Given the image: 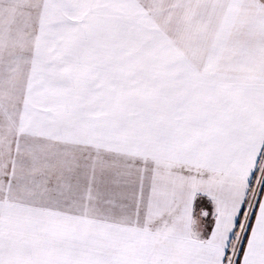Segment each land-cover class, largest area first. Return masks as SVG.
Here are the masks:
<instances>
[{
	"label": "crops",
	"instance_id": "0c3cea01",
	"mask_svg": "<svg viewBox=\"0 0 264 264\" xmlns=\"http://www.w3.org/2000/svg\"><path fill=\"white\" fill-rule=\"evenodd\" d=\"M65 1L7 0L0 39L80 89L88 147L116 140L158 202L98 223L77 191L0 190V264H226L264 154V0ZM235 264H264V180Z\"/></svg>",
	"mask_w": 264,
	"mask_h": 264
},
{
	"label": "rangeland",
	"instance_id": "374dc122",
	"mask_svg": "<svg viewBox=\"0 0 264 264\" xmlns=\"http://www.w3.org/2000/svg\"><path fill=\"white\" fill-rule=\"evenodd\" d=\"M6 6H9L7 0H0V19L9 15ZM161 25L162 32L168 36L170 24ZM7 36L2 33L0 39V190L77 191L82 207L89 206L92 200L96 202L92 206H106L99 207L104 213L97 215L98 223L107 221L105 218L109 216L119 217L115 210H121L122 204L131 201L135 208L153 207L158 202V196L153 194L159 193L153 183H146L141 195L135 197L137 186L143 184L137 183L141 172L134 155H125L127 152H122L116 140L101 141V149L88 147L90 120L79 113L83 112L80 106H84L77 101L80 89L46 85L45 72L31 70L30 53L16 54L6 44ZM262 172L261 166L257 183ZM263 180L261 176L255 193L253 188L249 196L251 201L254 193L248 227ZM197 215L196 210L195 222ZM242 241L234 240L226 264H235ZM89 263L81 260V264Z\"/></svg>",
	"mask_w": 264,
	"mask_h": 264
},
{
	"label": "built area",
	"instance_id": "2783aa9c",
	"mask_svg": "<svg viewBox=\"0 0 264 264\" xmlns=\"http://www.w3.org/2000/svg\"><path fill=\"white\" fill-rule=\"evenodd\" d=\"M260 171H261V169H260ZM262 171L263 172H262V175L261 176H262V179H264V177H263L264 176V162H263V165H262ZM261 176L259 177L258 183H257V181L255 179V181H254V183L252 185V190L254 188V193H255V190L257 189L258 185H259ZM254 185H256V186H254ZM254 193H253V195L251 194L252 195V197H250L251 198V201L249 200L250 203L245 206V208L243 210V213H242L243 216H241V219H240V221H239V223L237 225V228H236V237H235V242L237 241V243L240 240L243 239V237L245 235V232L247 230V227H248L247 226V222H248L247 221V217H249V212L251 211V208H252V205H253L252 203H253ZM235 242H234V245H235Z\"/></svg>",
	"mask_w": 264,
	"mask_h": 264
}]
</instances>
